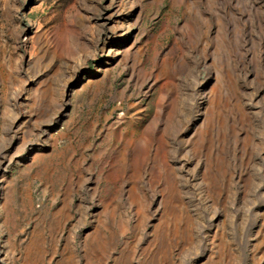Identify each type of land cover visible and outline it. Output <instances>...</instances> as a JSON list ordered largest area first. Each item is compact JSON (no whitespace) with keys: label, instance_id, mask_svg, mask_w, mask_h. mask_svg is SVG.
I'll use <instances>...</instances> for the list:
<instances>
[{"label":"rangeland","instance_id":"374dc122","mask_svg":"<svg viewBox=\"0 0 264 264\" xmlns=\"http://www.w3.org/2000/svg\"><path fill=\"white\" fill-rule=\"evenodd\" d=\"M0 264H264V0H0Z\"/></svg>","mask_w":264,"mask_h":264}]
</instances>
